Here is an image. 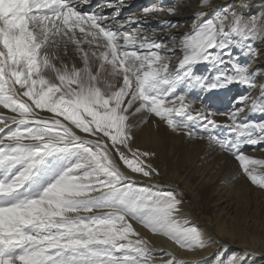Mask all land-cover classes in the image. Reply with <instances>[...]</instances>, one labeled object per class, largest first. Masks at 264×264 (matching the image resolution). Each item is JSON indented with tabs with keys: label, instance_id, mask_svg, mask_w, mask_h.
<instances>
[{
	"label": "snow or ice",
	"instance_id": "obj_1",
	"mask_svg": "<svg viewBox=\"0 0 264 264\" xmlns=\"http://www.w3.org/2000/svg\"><path fill=\"white\" fill-rule=\"evenodd\" d=\"M201 3L207 7L210 0ZM123 4H106L115 7L109 16L103 8L81 11L73 0H0V107L11 113H0V264H153L150 242L132 221L181 248L211 246L177 216L179 193L141 185L122 169L121 161L132 173L159 175L146 163L153 153L130 148L140 114L143 122L158 118L232 154L264 188L257 172L264 160L243 151L264 145V120L249 119L264 116V86L228 112L195 109L188 100L189 90L256 88L258 70L231 50L251 55L248 41L264 25L242 14L205 18L201 11L191 30L177 35L169 21L144 30L140 17L117 19ZM152 11L160 9L145 13ZM157 31H167L171 43L155 39ZM70 47L80 66L62 59ZM202 64L215 75L198 74ZM217 115L229 123L220 124ZM167 264L185 262L173 256Z\"/></svg>",
	"mask_w": 264,
	"mask_h": 264
},
{
	"label": "rangeland",
	"instance_id": "obj_2",
	"mask_svg": "<svg viewBox=\"0 0 264 264\" xmlns=\"http://www.w3.org/2000/svg\"><path fill=\"white\" fill-rule=\"evenodd\" d=\"M216 1L218 0H210L207 7L202 6L201 0H178L173 3L172 7L177 4L184 6L175 8L174 14L181 13L188 18L174 19L172 23L176 27L172 28L171 32L177 35L189 32L195 15L201 11L207 13L205 18H211L208 15L210 4H214ZM153 5L155 4L152 3L146 7L140 6L132 12L142 13V10L149 9ZM258 9L255 11L250 9L251 11L249 10L247 14H242L237 8H232L226 13L224 11L215 12V15L226 14L231 17L232 13L242 14L245 19L255 18L264 25V20H261L264 18V11L262 12L260 7ZM263 39L264 33L256 35L248 41L251 46V55L247 49L239 50L241 47H236L237 50L235 49L232 53L239 57L241 63H249L250 70H253L251 62L257 57L258 45L259 42L264 41ZM162 40L171 43L167 41V37ZM248 55L251 58H248ZM180 56L181 53L177 52L175 56L171 57V63L177 64ZM196 72L209 78L215 75V70H210L206 64L199 65ZM256 88L249 89L239 84H232L227 88L210 92H203L200 89L189 90L188 100L195 101V109L210 107L217 112H228L242 106L237 102L240 97L250 95L255 98ZM212 93H216L221 99L210 104L209 98H206L205 95H212ZM250 103L251 101H248L249 105ZM0 113L11 115L8 110L2 107H0ZM143 119L144 114L137 117V126L133 129L134 139L130 148L139 149L140 152L153 153L154 155L146 158V163L156 169L159 175L143 177L140 174L132 173L130 169L123 166L122 161L120 162L121 166L137 177L141 185H156L164 190L181 193L178 197L182 201L181 210L177 216L187 220L193 226H196L193 223L194 220L207 223L206 227L210 231L209 235H205L202 231L205 240L211 242L210 247L202 249L181 248L171 240L188 253L210 251L209 258H200L196 262L194 260L186 261L182 258H179L180 260L175 258V260L183 261L185 264H205L210 261H213L214 264H227L231 258H235L238 264H258L262 261L264 259V188L254 185L249 180L232 154L222 151L218 147L210 146L206 139L189 138L183 132H174L164 121L158 119L157 121L152 116L147 118V122H143ZM215 119L220 124L229 123L225 116L217 115ZM249 119L258 121L252 116ZM159 121L160 123H158ZM145 131L153 137L146 143L141 139V133ZM219 133L221 136L225 135L223 129H220ZM243 151L249 157L264 160V145L246 146ZM257 172L264 174V167L258 168ZM180 177H182L181 180H179ZM185 188L190 189L193 195L184 192ZM184 208L187 210L184 211ZM198 229L200 230V228ZM148 241L152 251L157 252L159 257H164V253L155 250V245L150 240ZM152 262L153 264H167L168 261L155 262L152 260Z\"/></svg>",
	"mask_w": 264,
	"mask_h": 264
},
{
	"label": "bare ground",
	"instance_id": "obj_3",
	"mask_svg": "<svg viewBox=\"0 0 264 264\" xmlns=\"http://www.w3.org/2000/svg\"><path fill=\"white\" fill-rule=\"evenodd\" d=\"M73 2L80 4L79 10H81V11H84V12H100L101 8H103V14L111 16L115 12V7L108 8V7H105V5L108 3H112L113 5H115L118 2V0H88L87 4H84L82 2V0H73ZM176 2H178V0H124L123 6L121 7L119 13H117V19L126 20V19L131 18V17H140L143 22L139 24V27H141L144 30H152V29L158 30L162 27V24L165 21L173 22L174 19H176V18H178V19L188 18L186 15L183 16L181 13L174 14V13L169 12V9L184 7L180 4H177L176 6L172 7L173 3H176ZM152 3H154L155 5H153L149 9H160V11H152V12L146 14L145 10H147V9H144V10H142L143 11L142 13L132 12L134 10L136 11V9H138L140 6L146 7ZM210 5H211V8L208 11V15L210 17H213L215 15V12L221 13L224 11V13H226L227 10H231L232 8H237V10H239L240 13H242V14H247L250 9H254L253 11H255V9L259 10L258 9L259 7L262 8V12L264 11V0H218L214 4H210ZM154 13H157V14H154ZM137 26L138 25H136V24L132 25L133 28H136ZM168 34L169 33L167 31H165V32L157 31V35H156L155 39L162 40V39L166 38L168 36ZM259 43L260 44L258 45L257 57H255V60H252V62H251V69H253L254 71L258 70V73H259V75L257 76V80H258L257 81V88L254 91L255 92L254 96H256V97L260 94L261 86H264V41H261ZM235 49L237 50V48L235 47L231 51L234 52ZM239 50H241V49H239ZM61 56L65 62H75L77 66L81 65V61H80L79 57L77 56L76 53H74L71 50V47H70L67 55H63V53H61ZM248 58H251V56L248 55ZM205 97L209 98L210 104L216 103L221 99L219 96H217L216 93L215 94L212 93V95H208V96L205 95ZM251 116L258 121L264 120V116H262L260 114H255V115H251ZM154 118L155 117H153V119ZM157 119L158 118H155V120H157ZM158 123H160V121ZM141 137H142L141 139L143 140L142 142H145V143L147 141H149L151 138H153L150 136V133L147 131H145L144 133H141ZM122 169L125 170L129 175L133 176V174L129 173V171H127L123 166H122ZM133 177L137 181H139L137 177H135V176H133ZM181 178L182 177H180L179 180H181ZM202 182H204V181H202ZM186 183H187V181H186ZM184 192H186L190 195H193V192L188 188H185ZM185 210H187V208H184V211ZM100 211H107V209L100 210ZM132 223H133V226L135 227L136 231L140 233L141 237L150 240L155 245L154 246L155 250H160V251H162V253H164V257L161 258L158 256L157 252L155 253V251H153V256H152L153 259L152 260L155 262L169 261L173 258V256L176 259L182 258V259H186V261L194 260L196 262V261H199L200 258L201 259L202 258H209L211 256V254L209 253L210 251H205L202 253H200V252L199 253H188V252L182 250L181 248H179L178 246H176L175 243L172 242L169 238H167L163 235H160V234H158V235L152 234L151 232L148 231V229H146L143 225L137 223L136 221H132ZM193 223H195L197 228H200V230L203 231L205 233V235L210 234L209 229L206 227L207 223H202L199 220H194ZM214 234H215V232H214ZM221 249H222V247H221ZM167 253H171L172 255H168ZM205 264H214V262L210 261V262H206ZM258 264H264V259L262 261H260Z\"/></svg>",
	"mask_w": 264,
	"mask_h": 264
}]
</instances>
